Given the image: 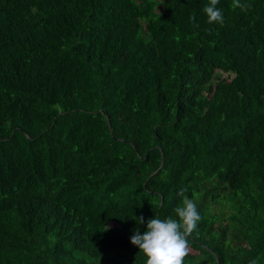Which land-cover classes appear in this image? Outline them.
<instances>
[{"label":"trees","instance_id":"1","mask_svg":"<svg viewBox=\"0 0 264 264\" xmlns=\"http://www.w3.org/2000/svg\"><path fill=\"white\" fill-rule=\"evenodd\" d=\"M0 0V264H264V0ZM143 217L144 223H139Z\"/></svg>","mask_w":264,"mask_h":264},{"label":"clouds","instance_id":"2","mask_svg":"<svg viewBox=\"0 0 264 264\" xmlns=\"http://www.w3.org/2000/svg\"><path fill=\"white\" fill-rule=\"evenodd\" d=\"M218 3L219 0H210L203 8L210 24L222 25L224 22L223 12L217 7ZM248 7L241 0L233 2V8L246 10ZM185 191L182 189L179 193L184 197L182 206L174 209L178 219L169 217L162 220L155 216L147 221V230L143 234L139 228L134 230L131 243L146 255V264H184V257L189 251L187 237L197 228L201 219L196 203L184 195ZM139 223H144L143 217H139Z\"/></svg>","mask_w":264,"mask_h":264}]
</instances>
